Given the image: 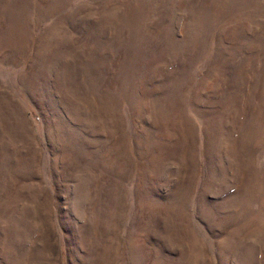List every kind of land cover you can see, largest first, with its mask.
Returning a JSON list of instances; mask_svg holds the SVG:
<instances>
[{"label":"rangeland","instance_id":"374dc122","mask_svg":"<svg viewBox=\"0 0 264 264\" xmlns=\"http://www.w3.org/2000/svg\"><path fill=\"white\" fill-rule=\"evenodd\" d=\"M0 264H264V0H0Z\"/></svg>","mask_w":264,"mask_h":264}]
</instances>
